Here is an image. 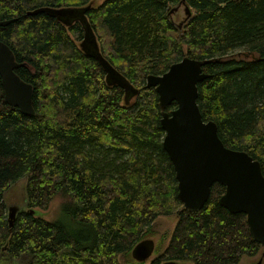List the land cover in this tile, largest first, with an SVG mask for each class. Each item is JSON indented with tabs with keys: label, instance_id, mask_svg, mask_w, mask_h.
Here are the masks:
<instances>
[{
	"label": "trees",
	"instance_id": "obj_1",
	"mask_svg": "<svg viewBox=\"0 0 264 264\" xmlns=\"http://www.w3.org/2000/svg\"><path fill=\"white\" fill-rule=\"evenodd\" d=\"M180 1L0 0V20L10 19L0 39L22 62L15 70L33 84L35 108L28 115L10 104L0 74V256L21 264H238L260 251L247 214L219 202L224 184H213L201 209L185 206L163 144L159 93L145 84L185 55L208 59L198 82L203 118L264 173V0H186L192 14L182 26L171 11ZM70 7L79 18L47 10ZM117 73L139 88L127 102ZM23 176L27 207L10 226L4 192ZM57 196L58 217L36 212ZM163 214L177 216L167 245L136 259L132 248Z\"/></svg>",
	"mask_w": 264,
	"mask_h": 264
},
{
	"label": "water",
	"instance_id": "obj_2",
	"mask_svg": "<svg viewBox=\"0 0 264 264\" xmlns=\"http://www.w3.org/2000/svg\"><path fill=\"white\" fill-rule=\"evenodd\" d=\"M186 3V1H185ZM179 5L171 11L178 9ZM187 19L192 10L186 3ZM46 10V8H44ZM54 14L68 15V19L79 18L75 8L51 9ZM184 19V20H185ZM183 21L179 22L182 26ZM10 19L0 20L5 25ZM90 31V27L88 28ZM90 37V35H88ZM91 39V38H90ZM90 40L94 54H99L97 44ZM85 42V40L83 41ZM208 59L188 55L173 62L160 74L147 76L145 86L156 87L162 109L161 124L165 129L164 147L176 170L179 195L189 210H199L208 201L212 184L218 181L225 185L219 202L232 212L243 211L253 236L264 246V173L259 159L243 149L227 146L218 132L213 119L205 120L198 103V82L208 73L203 65ZM22 62L17 61L13 49L0 39V74L6 100L28 115L35 113L33 106L34 87L15 70ZM133 95L139 91L124 75L117 73L113 80ZM176 101L170 111L165 107ZM17 206L10 207L9 224H13ZM30 208V212H34ZM155 250V240L145 237L132 248L138 260L148 259ZM163 264H176L166 261ZM249 264H262V258Z\"/></svg>",
	"mask_w": 264,
	"mask_h": 264
},
{
	"label": "rangeland",
	"instance_id": "obj_3",
	"mask_svg": "<svg viewBox=\"0 0 264 264\" xmlns=\"http://www.w3.org/2000/svg\"><path fill=\"white\" fill-rule=\"evenodd\" d=\"M94 5L101 3L103 0H92ZM184 1V0H182ZM179 4V3H178ZM175 4H173L174 6ZM177 5V3H176ZM186 4L180 2V6L178 9L174 10L173 17L179 21H183L186 17ZM179 24V23H178ZM182 25V24H181ZM238 51V50H237ZM238 57L250 58L254 56V53H251L247 50L238 51L236 53ZM26 185H27V177L23 176L18 179L15 183H13L5 192H4V200L7 205V212L9 213L10 207L15 205L18 207L16 212L20 209L27 207V194H26ZM64 201L63 196L55 197L50 203L49 207L46 209L37 208L36 212L39 215H43L47 218H55L61 214V203ZM177 216L175 214H163L156 218L153 225L147 230L145 237H152L155 240V250L152 255L149 257H154L159 251L164 249L167 245L172 230L176 224ZM262 255V264H264V247L262 246L260 251L255 255H244L241 261L238 264H249L251 262H255ZM128 259L132 260L131 256L128 255ZM0 264H21L19 260L10 258L7 254L3 253L0 256ZM189 264V263H182Z\"/></svg>",
	"mask_w": 264,
	"mask_h": 264
},
{
	"label": "flooded vegetation",
	"instance_id": "obj_4",
	"mask_svg": "<svg viewBox=\"0 0 264 264\" xmlns=\"http://www.w3.org/2000/svg\"><path fill=\"white\" fill-rule=\"evenodd\" d=\"M93 2V1H92ZM135 95V94H134ZM131 92H128V91H125V94H124V98H125V100H126V102H127V99L128 98H130V97H132V96H134ZM174 102V101H173ZM176 106V104L173 106V107H171V108H168L167 109V106L165 107V110H168V111H170L172 108H174ZM163 109V108H162ZM264 247V246H263ZM260 258H262L263 259V257H262V255L259 257V259ZM252 263V262H251Z\"/></svg>",
	"mask_w": 264,
	"mask_h": 264
},
{
	"label": "bare ground",
	"instance_id": "obj_5",
	"mask_svg": "<svg viewBox=\"0 0 264 264\" xmlns=\"http://www.w3.org/2000/svg\"><path fill=\"white\" fill-rule=\"evenodd\" d=\"M185 1H186V0H184V1H182V0H181L180 2H183V3H185ZM180 2H179V4H177V5H179V6H180ZM185 4H186V3H185ZM175 6H176V5H175ZM173 7H174V6H173ZM173 11H174V10H173ZM215 182H217V181H215ZM215 182H214V183H215ZM214 183H213V184H214ZM213 184H212V186H213ZM211 189H212V187H211Z\"/></svg>",
	"mask_w": 264,
	"mask_h": 264
}]
</instances>
